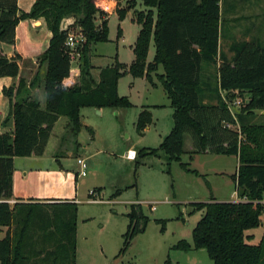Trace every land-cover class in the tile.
Segmentation results:
<instances>
[{"label":"trees","instance_id":"16d2710c","mask_svg":"<svg viewBox=\"0 0 264 264\" xmlns=\"http://www.w3.org/2000/svg\"><path fill=\"white\" fill-rule=\"evenodd\" d=\"M141 1L146 8L136 11L141 25L131 64L116 59L100 67L99 79L92 74L90 48L93 43L108 40V19L98 0H36L29 11L19 10L18 0H0V76L18 77L19 54L9 58L4 44L16 41V27L26 19H41L51 33L48 48L41 60L46 63L44 76L39 73L28 83L20 78L17 85L3 87L9 99V112L0 120V226H9L0 239V264H38L34 253L47 257L46 264H76L78 204L71 201L25 204L13 197L14 157L49 154L62 131L76 137L81 129V108L131 107L132 102L118 91L119 80L127 73L149 80L151 72L162 65L158 78L173 108L174 126L160 148H145L139 155H168V164L179 161L187 171L196 172L182 162L184 135L193 141L192 153L234 155L239 165L231 175L239 197L237 201H194V211L203 215L193 228L194 246L181 239L174 249L189 251L205 248L214 264H264V235L253 244L247 231L259 227L264 217V124L246 122L257 109H264V45L254 40L237 44L233 58L218 60L221 22V0H127L118 13L123 19L129 9ZM77 15L80 31L86 36L78 67H72L65 46L70 29L62 21ZM121 35V29H119ZM152 38L155 56L148 62ZM203 61L218 64V104L204 103L201 85ZM43 86L45 99L32 95L31 89ZM220 91L233 100L236 91L249 93V101L238 114L229 108ZM44 102V103H43ZM247 116V117H246ZM152 122L144 109L137 121L142 134ZM1 127H5L1 131ZM138 153V152H137ZM209 185V184H208ZM120 254L127 251L133 239L143 233L150 218L141 206L133 205ZM38 224L40 244H34V221ZM165 229V221L156 219ZM16 227L11 230V226ZM44 249V250H43ZM165 264H171L170 257Z\"/></svg>","mask_w":264,"mask_h":264},{"label":"rangeland","instance_id":"374dc122","mask_svg":"<svg viewBox=\"0 0 264 264\" xmlns=\"http://www.w3.org/2000/svg\"><path fill=\"white\" fill-rule=\"evenodd\" d=\"M110 1L114 3L113 12L98 14L96 17L97 24H100L103 18L108 19V40L93 43L90 48L92 74L97 80L100 76L99 68L111 65L116 59L126 64L132 63L135 58L133 49L141 28L136 20V11L146 8L139 1L137 6L129 9L121 19L118 10L126 7L127 0ZM255 1L245 5L246 9L250 7L253 12H261L260 25L250 36L253 37L251 40L264 45V0ZM98 2L103 3L105 0ZM242 13L250 12L246 10ZM77 19V15L65 17L62 28L78 32L80 26ZM254 20L253 18L242 22L243 34L252 30L251 24ZM39 25L40 23L33 24ZM44 52L37 56L41 66L44 65L43 69L40 66L38 70L41 77L47 70L46 63L41 60ZM155 52V42L152 38L148 62L153 60ZM29 62L25 64L21 76L6 81L4 87L17 85L20 78L27 82L32 80L37 73L35 74L34 64L31 65ZM209 64L210 62L203 61V69ZM214 69L209 67L204 70L205 73L210 71L208 75L202 72L201 85L203 88L207 86L208 90L205 89L200 97L207 95V92H217ZM163 72L162 65L158 66L157 71L151 72L157 87L146 78L134 77L127 73L120 78L118 91L121 96L132 102L131 107L118 109L106 107L102 114L93 108H84L81 115L82 126L77 136L73 137L70 132L64 134L61 132L59 137L61 145L55 146L54 138L50 143L49 155L55 154L56 160L64 163L71 178L74 196L77 195L81 200L82 217H93L92 220L80 224L78 264H165L168 257L171 264H194V260L186 256L187 251L173 248L181 239L193 240V228L201 219L203 211H194L192 202L208 200L214 194L222 199L235 197L236 184L231 175L238 168L237 157L212 153H200L195 156L192 153L193 141L189 133L184 135L185 152L182 155V162L187 163L188 168L196 172L187 171L179 161H172L169 165L168 155L163 151L158 155H139V151L145 148H160L174 126L173 108L158 78ZM32 90L34 89L32 88L30 92ZM33 96L42 98L43 90L36 91ZM235 98L241 103L233 106L232 112L238 114L241 107L249 101L250 95L244 91H236ZM144 109L151 112L152 122L141 134L137 128V121ZM257 123L264 121L258 120ZM130 148L138 152L134 160L126 158V152ZM78 157L85 158L88 166L86 176L80 175L77 170ZM93 189H100L98 197L104 202L87 201L89 192ZM134 204L141 206L150 221L146 230L133 239L127 251L120 254L129 224L128 213ZM156 219L165 221L164 230L163 224ZM38 224L35 220V246L45 250L53 249L51 244L45 246L39 243ZM197 254L202 264L213 263L205 248L199 249ZM45 256L47 257L45 251L37 256L34 253V261L46 264L42 262Z\"/></svg>","mask_w":264,"mask_h":264},{"label":"crops","instance_id":"0c3cea01","mask_svg":"<svg viewBox=\"0 0 264 264\" xmlns=\"http://www.w3.org/2000/svg\"><path fill=\"white\" fill-rule=\"evenodd\" d=\"M35 1L36 0H18V8L19 10L29 11ZM254 1L255 0H221L220 2L221 22H220L219 47H218L219 62L222 57L231 60L235 55L237 44L242 43L244 41H250L253 38L250 36V34H253L252 32H254L255 29L259 27L260 25L259 18L261 16V12H253L250 9V7L246 9L245 5ZM246 10H248V12L250 13H242L245 12ZM253 18L255 20L251 24L252 30L246 31L245 34H243L242 22L247 20H253ZM35 23H40V25L33 26V24L35 25ZM50 38H51V33L47 28V26L44 24L43 20L41 19H26L18 23L16 27L15 44L13 45L4 44L3 46L9 58L14 57L16 54L20 55V58L18 59V63L20 66L19 76H21L25 64L28 61H30L29 63L31 65L34 64V67L36 68L35 74L38 72L41 64L38 62L37 56H39L40 52H43L48 48ZM211 64H213L214 66ZM209 67L215 68L214 72L216 74L215 76L217 81V92H213V93L207 92L208 94L204 97L203 101L206 104H218V99H217L218 88H219L218 64L210 63L208 67L205 66V69H203L202 72L205 73L204 70L208 69ZM41 68L43 69L44 65H42ZM208 72L205 73V75H208L209 74ZM12 80H14V77L0 76V85H1L0 90H2V92H0L1 120H3L4 117L8 114L10 108L9 99L4 95L3 87L5 86L6 81H12ZM30 81L31 80H29L28 83ZM41 89L43 90L42 100H44L45 92L43 86L34 88V90H32V95H35L36 91H39ZM220 93L222 94V91H220ZM84 108H93L95 109V111H97V113L102 114L106 107L100 109L95 107H83L81 108V115H82V110ZM250 116L251 117L246 116L247 117L246 122L255 123V124H264V123H257L258 120L264 121V109H257ZM2 128L3 127H1V131H4L5 129ZM64 132L66 131L65 130L62 131L63 134ZM60 145H61L60 138H58L56 142V146H60ZM206 153L208 152L202 154H206ZM194 155L196 156L197 154L195 153ZM55 156H56L55 154L53 156H50L49 154L45 153L44 155L41 156L31 155V156L14 157L13 197L11 199L13 202H11V204H14L15 202L25 203V204L62 202V201L76 202L78 204L77 251H76V260H77L79 254L80 224H82V222L85 223L90 219L92 220L93 217H87V216L84 218L82 217L80 210L81 200L77 198V195L74 196L75 193L73 191V188H71V183H70L71 178L68 173V170L65 168L64 163H62L58 159L56 160ZM236 157L239 165V158L238 156ZM78 158H82V157H78ZM191 158H193V155H191ZM82 159L85 160V158ZM77 164L79 165V169L77 170L80 172L81 166L78 163V159H77ZM219 173H224V172H219ZM86 175H82V176H86ZM77 188L78 187H76L75 189L76 194L78 190ZM97 190L99 193H101L100 189ZM213 197L216 198V200L218 201L239 200L236 190H235V197L231 199H222L217 197L215 194L213 195ZM210 198L208 200H202V201H209ZM15 227L16 225L13 224L11 226V230H13ZM9 228H10L9 226H0V239L6 236ZM247 234L251 236L249 240L250 243L253 244L261 243L264 235V217L262 224L257 228L248 230ZM87 239L88 238L86 237V240ZM187 241L192 246H194V240L191 241L187 240ZM197 253H199V249H191L186 252V256L190 258V260H194V264H202L199 261V256ZM76 264H78V260L76 261ZM210 264H214V261L213 263Z\"/></svg>","mask_w":264,"mask_h":264},{"label":"built area","instance_id":"2783aa9c","mask_svg":"<svg viewBox=\"0 0 264 264\" xmlns=\"http://www.w3.org/2000/svg\"><path fill=\"white\" fill-rule=\"evenodd\" d=\"M113 4H112V1H110V0H105V2H103V3L98 2V7L100 8V10L103 11L102 15L109 14V13L113 12V10H114ZM85 43H86V36L80 30L78 32H76V31L69 32L68 37L65 41V46L69 52L73 68L76 67L75 66L76 64H77V67L79 66L78 62L81 59L82 50H83ZM222 94H223V97L226 100V102L229 105V108L231 110H232L233 106H237L241 103V101L239 99H236V98L231 100V101L228 100L226 98V95H225L226 91H222ZM137 154L138 153H137L136 149L130 148L126 152V157L130 160H134V159H136ZM78 163L81 166L79 173L81 175H86V173H87L86 169L88 167L86 161L82 158H78ZM98 196H99V192L96 189H93L89 192V198L87 201L90 203H102V202H104ZM10 202H13V201L10 200Z\"/></svg>","mask_w":264,"mask_h":264}]
</instances>
